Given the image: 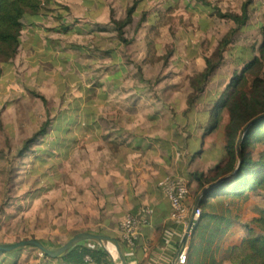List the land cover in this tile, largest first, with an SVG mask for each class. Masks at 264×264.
<instances>
[{
  "label": "crops",
  "instance_id": "1",
  "mask_svg": "<svg viewBox=\"0 0 264 264\" xmlns=\"http://www.w3.org/2000/svg\"><path fill=\"white\" fill-rule=\"evenodd\" d=\"M188 1L192 2L177 0L174 10L185 4L187 12ZM135 3L133 26L142 10L149 11L147 21L140 28L144 29V45V35L152 18L165 20L171 16V10L167 9L175 6V0H42L38 13L24 17L18 52L0 73V85L5 88L4 92L0 91V152L7 150V144L17 143L28 122L35 119L38 129L46 120L51 100L44 89L56 85L57 78H61L62 70L66 68L72 71L68 85L74 88L75 94L69 97V91L59 99L61 80L58 90L50 94L51 99L60 101V109L54 116L50 114L47 132L25 153L30 156H20V163L26 162L30 167L25 171L34 177L27 195L11 197L0 190V206L7 200L0 209V242L33 236L52 247L62 245L81 231H90L117 239L128 264H169L175 256L186 227L172 222L171 205L159 188L158 180L167 174L187 176L195 171L193 164L202 154L201 147L206 138L213 132L204 137L201 130L192 128L197 121L209 117L214 100L204 109L196 108V102L194 109L184 114L186 101L181 113L171 114L169 120H165V126L152 124L149 131L139 124L133 125L139 117L134 103L144 97L131 95L136 89L125 84L128 71L135 69L138 72V65L142 71L144 66L152 64L141 63L145 45L139 61L129 57L127 51L119 50L121 41L112 20L124 19L127 8ZM124 36L131 38L134 33ZM47 40L55 46H50ZM159 45L158 42L157 52L162 54L165 44ZM82 48L84 50L80 52ZM185 53L190 56L186 46ZM46 61L50 67L40 68L39 64ZM153 65L161 67L162 61ZM140 76L143 77V71ZM27 77L29 80L25 85ZM40 80L42 87L36 86V91L44 92L47 112L32 118L29 105L19 107L24 94L17 95L14 90L24 91L26 87L29 90ZM150 81L152 86L158 85ZM15 82L17 87L13 88ZM151 97H147L150 103L165 104L162 98L157 102ZM203 98L210 99V96ZM24 101L28 104L30 100L26 97ZM38 103L41 105L43 101L40 99ZM19 109L23 111L22 116L17 113ZM223 117L225 122L224 112ZM156 118L151 115L148 119ZM188 121L191 125L186 126ZM188 129L192 131L191 136H188ZM166 133L173 135L171 142L166 140ZM216 147L218 154L215 156L221 157L220 162L225 155L223 138ZM194 149L201 152L194 156ZM219 162H215L214 168ZM3 165L6 166V160ZM18 179L22 177L18 176ZM0 183L3 188L5 179ZM191 185V196L187 201L190 212L195 204L196 182L191 181ZM18 206L20 210L15 211ZM128 211L145 220L140 226L139 238L132 246L120 238L118 228L119 220ZM13 213L14 217L7 218ZM227 236L215 254L218 262L223 260ZM84 243L95 245L96 242L85 239ZM103 246L110 257L108 264H123L111 239L105 240ZM22 249L7 252L2 264L14 261L16 264H66L60 257L43 256L31 248ZM205 261L207 259H198L199 264ZM74 264L100 263L85 260Z\"/></svg>",
  "mask_w": 264,
  "mask_h": 264
},
{
  "label": "trees",
  "instance_id": "2",
  "mask_svg": "<svg viewBox=\"0 0 264 264\" xmlns=\"http://www.w3.org/2000/svg\"><path fill=\"white\" fill-rule=\"evenodd\" d=\"M231 9H222L209 0H192L186 2V10L190 14L189 23L202 33L198 34V42L186 45L187 52L194 60V69L189 77V92L187 108L184 114L193 110L200 99L213 73L229 58L232 64L229 81L220 96L214 100L206 120H199L192 129L201 130L202 136H207L224 122L223 112H227V120L223 127V149L225 155L212 173L192 171L187 176L196 182L194 194L195 207L200 209L197 223L190 230L187 242V260L185 264H199L198 259L206 260L203 264H221L215 254L220 251V242L230 233L238 222L239 215L233 214L231 202L240 200L247 202L251 195L264 194V2L261 8V24L259 32L261 39L247 37L243 44H236L237 34L249 27L254 0H230ZM136 3L127 8L126 16L120 21L112 20L115 31L123 45L135 39L143 23L147 21L149 11L142 10L139 20L134 25V36L126 38L125 28L133 22ZM175 6L167 9L173 10ZM42 8V0H0V65L7 66L16 56L24 29V17L38 13ZM173 16L165 20L152 18L144 35L145 56L141 63L154 64L162 61L161 70L153 81L159 84L173 75L169 69V60L175 53L173 42L164 45V53L159 54L157 38L161 32L172 26ZM217 21L230 22L226 32L218 40L212 50V39L207 36L210 28ZM103 30V28H100ZM141 74V65L137 66ZM151 82L150 80H146ZM39 97L44 105L47 100L36 90L30 91ZM162 101L158 96L150 98ZM51 119L47 116L40 127L26 137L17 155L23 156L48 130ZM191 125L188 121L186 126ZM188 128V127H184ZM188 131V136L192 131ZM116 149H113L115 151ZM201 151L194 149V156ZM232 174L215 186L212 184L219 178ZM211 185V186H210ZM208 187L204 193L203 190ZM7 200L0 206L3 207ZM20 206L15 211L20 210ZM14 217L9 214L7 218ZM248 233L239 242L230 243L223 249V260L229 264H264V207L250 218L246 224ZM259 232V233H258ZM29 237H24L26 239ZM30 238H33L31 236ZM85 241V240H84ZM84 241L75 243L62 257L66 264L84 262V255L90 261L100 264L110 263L109 254L97 243L86 245ZM93 241V240H92ZM39 252L37 247L26 246ZM25 247V248H26ZM51 247V246H50ZM58 246H52L55 248ZM4 253L0 252V264L4 262ZM40 253V252H39ZM41 255L46 256L41 253ZM14 261L12 264H16Z\"/></svg>",
  "mask_w": 264,
  "mask_h": 264
},
{
  "label": "rangeland",
  "instance_id": "3",
  "mask_svg": "<svg viewBox=\"0 0 264 264\" xmlns=\"http://www.w3.org/2000/svg\"><path fill=\"white\" fill-rule=\"evenodd\" d=\"M212 4H217L221 6L222 9H231L232 1L230 0H209ZM264 0H254L251 4L253 11L251 12L250 16V23L249 27L246 31L240 32L237 34L236 37V44H243L244 40L247 37H256L261 39V34L259 32V27L261 24V8L263 5ZM171 14L173 16L172 26L176 30L175 33H170L167 30L162 31L158 42L159 46L162 47L164 44L175 41L176 43V54L173 55L169 62V68L173 70V75L169 78L163 80L158 85H153L151 82H147L145 79L154 80L156 75L160 70V66L157 65H146L143 67V77L135 70H129L127 80L125 84H127L130 88H135L136 90L132 92V96L142 95L144 100L136 101L134 104L139 110V117L137 118L136 122L133 123L135 126L139 124L140 126L145 127L146 131L152 129V124H161L165 126V122L169 120V116L175 113H181L182 109L186 106V95L188 93V80L189 77L192 75L193 72V60H191L190 56L186 55L185 53V46L188 42H190V48H192L193 44L197 43V37L199 33H202L200 29L194 28L189 23V15L185 11V4H181L177 9L171 10ZM230 26V22H223L217 21L216 25L209 29L207 36L211 38L212 45L211 49L217 44L218 40L222 37V35L226 32L227 28ZM133 23L128 25L125 28V34L129 35L133 33ZM144 34V29H140L138 38L133 40L128 45H119V50L127 51L129 57L133 58V60L139 61L143 55L144 45L142 35ZM48 44L51 46L52 44L55 46L54 42L48 41ZM83 48L80 52H83ZM163 49L160 50L162 52ZM190 57V58H189ZM60 58V56L58 57ZM130 60V59H128ZM39 67L42 69H48L50 64L48 61L44 63H40ZM232 64L229 58H227L222 65L216 69L213 73L210 83L206 87V92H204L200 99L196 103V108L204 109L206 106L210 105L218 95H220L225 88V85L229 81V75L231 73ZM3 67L0 65V73ZM71 69L62 70L61 78H57L56 85L49 87L48 89H44L45 94L49 95L48 103V115L47 116H54L61 107L59 104V100L51 99L50 94L53 91H57L58 84H61L62 80V87L61 92L57 94L58 98L60 99L62 96L67 94L69 91L71 92L69 97L72 96L74 93L73 87H69L68 83L70 82L72 71ZM101 77H104L102 75ZM60 79V80H59ZM28 77L25 78V85L28 82ZM67 84V85H66ZM36 86L42 87L41 80L38 81L34 86L25 88L24 91L14 90L15 94L23 93V102L19 103V107H26L29 105L32 108L31 117H37L40 115H44L45 106L42 103L39 105V97L36 98L30 90H36ZM65 86L67 89L65 90ZM13 88L17 87V83L15 82L12 85ZM5 88L4 85H0V91L4 92ZM40 92V91H39ZM40 92V93H44ZM27 94V96L25 95ZM44 94V95H45ZM209 95L210 99H205L204 96ZM148 96H158L162 98L165 104L161 103H150L147 100ZM29 98V103L27 104L24 101V98ZM68 97V98H69ZM67 98V100H68ZM209 103V104H208ZM40 107V110H39ZM18 115L22 116L23 111L19 109L17 111ZM225 118H227V112L224 111ZM151 115L156 116L155 120H149L148 118ZM39 120V119H38ZM166 120V121H165ZM36 120L33 119L27 123L26 127L23 128L21 135L17 138L16 144H7V150H3L0 152V180L2 182L5 179V184L2 188V183H0V190L5 192V194L11 197L15 195H24L26 196L27 193L30 191V183L33 181L34 177L30 176L28 170L30 167H27L28 164L26 162L20 163L19 159L22 157L17 155L19 147L22 144V141L25 137L30 136L34 133L36 129L35 125ZM7 124H5L6 126ZM223 127L224 122L221 123L220 127L217 128L210 137H207V141H205L201 147L203 149L202 154L200 157L197 158V161L193 164V167L197 171H204L206 173H212L214 170L215 162H219L220 159L215 156L217 153V143L222 140L223 135ZM173 135H169L166 133V140L171 142ZM216 145V146H215ZM221 152V151H220ZM29 153V152H28ZM25 155V154H24ZM30 154H26L25 157H29ZM218 156V155H217ZM20 157V158H19ZM24 157V156H23ZM3 160H6V166L3 165ZM25 160V159H24ZM28 162V161H27ZM5 176V177H3ZM18 176H21L22 179H18ZM22 180V181H21ZM192 190V185H191ZM264 207V194L262 195H251L250 199L247 202H243L240 200L232 201L231 202V210L233 214H238L240 218H238V222L231 228L230 233L228 234L227 238L225 239L224 245L239 242L243 234H247V226L246 224L250 222V218L254 216L258 209ZM242 225V226H241ZM259 233V232H258ZM19 237V236H18ZM16 238V237H14ZM21 240L14 239V241ZM26 250L30 249L29 247L25 248ZM23 251V249H19V251ZM7 255V252L4 253V256ZM221 264H229L228 262L222 260Z\"/></svg>",
  "mask_w": 264,
  "mask_h": 264
},
{
  "label": "built area",
  "instance_id": "4",
  "mask_svg": "<svg viewBox=\"0 0 264 264\" xmlns=\"http://www.w3.org/2000/svg\"><path fill=\"white\" fill-rule=\"evenodd\" d=\"M158 186L171 205L170 215L172 222L182 224L186 227L193 208L195 209L194 219L199 217L200 209L196 208L194 204L190 212L187 204L191 196V179L188 176L167 174L158 180ZM142 222H145V220H142L136 213L126 212L118 222L120 238L128 245H134L139 238V230ZM84 259L87 261L90 260V257L84 255ZM186 260L187 247L181 250L177 262L178 264H185Z\"/></svg>",
  "mask_w": 264,
  "mask_h": 264
},
{
  "label": "water",
  "instance_id": "5",
  "mask_svg": "<svg viewBox=\"0 0 264 264\" xmlns=\"http://www.w3.org/2000/svg\"><path fill=\"white\" fill-rule=\"evenodd\" d=\"M231 175L232 174H228V175H225V176L219 178L218 180H216L212 184V186L217 185L218 183L222 182L223 180H227ZM210 186H206L202 193H204L205 190ZM194 214H195V209L193 208L192 212L189 216V219H188V224L186 226L185 234H184L182 241L180 243V249L177 250L175 256L173 257V259L171 260V262L169 264H177L178 257H179L181 250H183L186 247V244H187V241H188V238L190 235V230L197 223L198 218H199V217H197L194 219ZM85 239L93 240L97 244L101 245L103 249H106L103 246V242L105 240L111 239L116 245V249L119 253V257H120V260L122 261V263L128 264L126 259H125L124 254L122 252L121 246H120L117 239H112V238H110L104 234L90 232V231H81V232L73 235L71 238H69L62 245L55 247V248H51L50 246L45 245L41 240H39L37 238H26V239H21V240H17V241L0 242V252L17 251V250L24 248L26 246H34V247H37V249L39 250L40 253H42L48 257L59 258V257H62L64 255V253H66L75 243L79 242L80 240H85Z\"/></svg>",
  "mask_w": 264,
  "mask_h": 264
}]
</instances>
